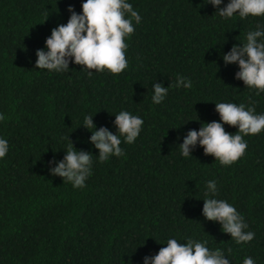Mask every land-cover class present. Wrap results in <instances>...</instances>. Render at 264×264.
<instances>
[{
    "label": "trees",
    "instance_id": "1",
    "mask_svg": "<svg viewBox=\"0 0 264 264\" xmlns=\"http://www.w3.org/2000/svg\"><path fill=\"white\" fill-rule=\"evenodd\" d=\"M126 2L141 20L125 37L128 67L112 74L71 59L66 71L35 67L51 30L68 22L70 6L82 14L83 0H0V138L8 141L0 158V264H144L171 238L207 241L230 264L245 257L264 264V131L243 136L244 155L227 166L199 143L188 157L180 148L189 130L223 123L216 103L264 114V92L236 78L238 63L223 60L258 24L264 30V16L224 18L207 0ZM178 75L191 87H176ZM156 82L168 87L160 104L152 101ZM121 111L142 118L140 134L131 144L120 136L124 155L100 162L85 117L119 136ZM69 139L91 152L83 188L49 171ZM210 180L215 198L234 206L244 231L255 233L251 242L237 244L204 217Z\"/></svg>",
    "mask_w": 264,
    "mask_h": 264
},
{
    "label": "clouds",
    "instance_id": "2",
    "mask_svg": "<svg viewBox=\"0 0 264 264\" xmlns=\"http://www.w3.org/2000/svg\"><path fill=\"white\" fill-rule=\"evenodd\" d=\"M207 2L215 6L219 15L224 18H231L236 13L242 19L249 15L264 16V0H229L223 8L219 7L222 0ZM68 11L71 13L68 22L53 28L51 35L46 38L47 51L37 50L35 67L57 72L66 71L71 59L75 64L89 70H108L112 74L124 71L128 67L125 55L128 45L125 37L134 33L132 21L135 20L138 24L141 20L133 6L126 0H83L82 14H77L71 6ZM126 14L130 18H126ZM261 37H264V30L258 24L255 31L247 33L246 43L242 46L234 44L229 52L223 54V60L226 65L238 63L240 70L235 74L236 78L243 80L244 85L249 88L264 92V41L258 40ZM175 86L190 88L191 81L178 75ZM153 90L152 101L160 104L168 93V87L156 82L153 84ZM216 111L223 123L206 122L198 131L189 130L180 148L182 155L188 157L192 147L199 143L205 155H212L222 165L227 166L244 155L247 143L243 136L257 135L264 131V114H255L254 107L246 109L243 103H216ZM3 119V114H0V120ZM143 123L139 116L121 111L116 114L114 121L119 136L107 127L101 126L97 129L93 116H86L83 126L92 131L90 141L99 150L100 162H104L112 155H124L120 147V136H123L127 143H134ZM224 124L238 130L235 134L227 132ZM7 152L8 141L0 138V158L5 157ZM55 163L56 166L49 169L52 175H59L63 181L71 182L74 188L85 187L86 179L92 174L91 152L77 151L72 141L64 158ZM216 194V182L207 181V198L203 199L204 217L219 222L222 231L229 233L237 244L251 242L255 233L245 232L244 229L248 225L243 217L234 206L225 200L216 199ZM206 244L207 241L199 242L191 238L186 243H179L171 238L168 239L167 246L160 248L157 254L145 256L144 264H230L220 248L212 251ZM243 264H254V260L245 257Z\"/></svg>",
    "mask_w": 264,
    "mask_h": 264
}]
</instances>
